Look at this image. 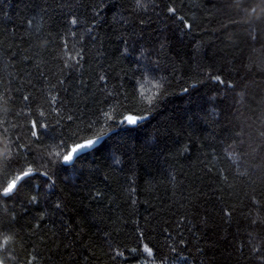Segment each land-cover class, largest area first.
I'll list each match as a JSON object with an SVG mask.
<instances>
[{
	"label": "trees",
	"instance_id": "1",
	"mask_svg": "<svg viewBox=\"0 0 264 264\" xmlns=\"http://www.w3.org/2000/svg\"><path fill=\"white\" fill-rule=\"evenodd\" d=\"M28 167L5 264H264V0H0V190Z\"/></svg>",
	"mask_w": 264,
	"mask_h": 264
},
{
	"label": "snow or ice",
	"instance_id": "2",
	"mask_svg": "<svg viewBox=\"0 0 264 264\" xmlns=\"http://www.w3.org/2000/svg\"><path fill=\"white\" fill-rule=\"evenodd\" d=\"M169 12H174L175 10L172 8L168 9ZM76 21H73V23H75ZM184 27H190V25H188L187 23L184 24ZM101 79H103V77H101ZM217 80H219V77H216ZM27 99V97L25 98ZM149 103H151V99H149ZM144 117H134V116H127L125 117V121L133 124L135 123L137 120L139 119H143ZM37 133L34 131L33 132V136H35ZM104 134L101 133L99 135L93 136L91 139H86L84 140L82 143H76L74 145H72L70 147V150H68L66 152V154H64L62 156V161L63 162H69L73 159L74 155L86 148H90L98 139H100ZM33 172V168L28 167L27 171H21L18 175L15 176L14 179H11L6 186H4L2 188V190H0V197L2 196H7L9 194H11L18 186V182L21 181L24 177L29 176L31 173ZM45 175H47V173H45ZM6 251V249H5ZM143 252L147 254V256L151 257L154 255L153 252V248L149 247L147 244L144 245L143 247ZM120 255H123V253H120ZM0 264H5V258L0 257Z\"/></svg>",
	"mask_w": 264,
	"mask_h": 264
},
{
	"label": "water",
	"instance_id": "3",
	"mask_svg": "<svg viewBox=\"0 0 264 264\" xmlns=\"http://www.w3.org/2000/svg\"><path fill=\"white\" fill-rule=\"evenodd\" d=\"M139 120H141V119H139ZM107 135V134H106ZM106 135H103L100 139H98L90 148H86V149H83V150H81V151H79V152H77L75 155H74V157H73V159L71 160V161H69V162H63L62 161V163L64 164V165H70V164H72L73 163V161L75 160V158L79 155V154H81V153H84V152H86V151H89V150H91L92 148H94L95 146H97L103 139H104V137L106 136ZM88 139H91V138H88ZM84 141V140H83ZM83 141H81V142H78V143H82Z\"/></svg>",
	"mask_w": 264,
	"mask_h": 264
},
{
	"label": "rangeland",
	"instance_id": "4",
	"mask_svg": "<svg viewBox=\"0 0 264 264\" xmlns=\"http://www.w3.org/2000/svg\"><path fill=\"white\" fill-rule=\"evenodd\" d=\"M145 257H146V260H147L148 262H151V261L153 260L152 256H151V257H149V256H147V254H146V253H145Z\"/></svg>",
	"mask_w": 264,
	"mask_h": 264
}]
</instances>
